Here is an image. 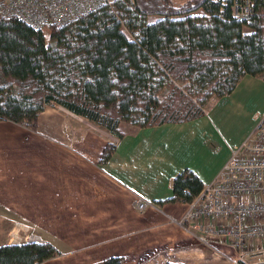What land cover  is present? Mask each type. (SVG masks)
Masks as SVG:
<instances>
[{"label": "trees", "instance_id": "1", "mask_svg": "<svg viewBox=\"0 0 264 264\" xmlns=\"http://www.w3.org/2000/svg\"><path fill=\"white\" fill-rule=\"evenodd\" d=\"M231 2L112 0L52 26L49 39L0 14V120L36 130L55 103L121 138L122 124L145 128L206 115L244 76L264 81V0H253L245 18L232 15ZM115 150L107 143L100 162ZM204 186L186 167L171 195L157 201L191 203ZM59 254L47 240L0 244V264H41Z\"/></svg>", "mask_w": 264, "mask_h": 264}, {"label": "crops", "instance_id": "2", "mask_svg": "<svg viewBox=\"0 0 264 264\" xmlns=\"http://www.w3.org/2000/svg\"><path fill=\"white\" fill-rule=\"evenodd\" d=\"M50 106L36 131L0 120V244L30 241L22 236L34 232L60 250L41 264H101L119 255L123 264H235L241 256L257 261L248 256L255 248L262 252L259 247L241 250L203 229L183 227L188 203L157 200L171 195L173 178L186 167L205 185L216 178L232 149L264 117L263 79L244 76L213 113L188 122L122 124L121 138L78 131L73 117ZM14 137L24 144H8ZM29 137L36 145L28 144ZM108 142L116 150L102 164ZM139 198L150 201L148 207L138 209ZM15 222L22 239L10 237Z\"/></svg>", "mask_w": 264, "mask_h": 264}, {"label": "built area", "instance_id": "3", "mask_svg": "<svg viewBox=\"0 0 264 264\" xmlns=\"http://www.w3.org/2000/svg\"><path fill=\"white\" fill-rule=\"evenodd\" d=\"M226 4L228 0H214ZM112 0H4L0 14L17 17L36 28L59 26L79 18ZM232 15L249 17L253 0H232ZM135 205L143 210L149 203L139 198ZM203 229L210 238L222 237L236 248L264 242V117L242 145L232 150L223 169L190 203L180 224ZM184 227H186L184 225ZM31 240H39L32 237ZM264 264V257L249 262L244 257L235 264Z\"/></svg>", "mask_w": 264, "mask_h": 264}, {"label": "rangeland", "instance_id": "4", "mask_svg": "<svg viewBox=\"0 0 264 264\" xmlns=\"http://www.w3.org/2000/svg\"><path fill=\"white\" fill-rule=\"evenodd\" d=\"M176 2H180V1H182V0H175ZM201 12V11H200ZM157 17L156 16H151V17H149V19L150 20H155ZM51 28L52 27H50V28H45V29H43V31H44V33H45V36H46V39H49V36H50V31H51ZM52 105L53 106H50L49 107V109H51V108H54V106H56V105H58V104H54V103H52ZM57 109L58 110H60L62 113H65L68 117H73V119H72V122L73 123H75V127H77V125H76V122H78L79 123V130L78 131H90V130H93L96 134H98L99 136H101L103 139H105V137H111L112 135H113V133H111L108 129H106L105 127H103V126H99V125H97L96 123H94V122H92V121H90V120H87V119H85V118H83V117H81V116H79V115H76V114H74L73 112H71L70 110H68V109H66L65 107H63V106H60V105H58V107H57ZM212 111L210 110V113H211ZM213 113V112H212ZM210 115V114H209ZM209 117V116H208ZM20 125V124H19ZM125 126H127L126 124H124ZM22 127H25L26 129H29V130H31L32 131V129H30V128H27L26 126H24V125H21ZM38 127V126H37ZM75 127H72L71 128V130H75ZM24 128V129H25ZM74 128V129H73ZM121 128H122V126H121ZM37 130V129H36ZM36 130H34V131H36ZM73 135H74V133H73ZM75 135H76V132H75ZM35 138H33V137H29V142H28V144L29 145H36V144H33L34 143V140ZM7 142H8V140L7 139H5ZM24 140V139H23ZM108 143H110V142H108ZM8 144H12V145H16V144H24V143H19V141L17 140V137H14V139H11V141H9L8 142ZM242 145V144H241ZM241 145H239V146H236V147H234L235 149H237V148H239ZM233 148V149H234ZM232 149V150H233ZM220 173V172H219ZM144 199V198H143ZM149 204H150V201H148L147 199H145ZM189 205H190V203H188ZM188 208H189V206H188ZM181 220V219H180ZM180 220H179V222H180ZM182 225V224H181ZM186 227L185 228H188V229H194V228H196V229H199L198 227H193V226H191V227H189L188 226V224L186 223V224H184ZM184 225H182L183 227H184ZM14 227H13V232L11 233V235H10V237H12L14 240L18 237L19 239H22V237H23V239H29L30 241H31V239L30 238H32V237H36V236H38L39 237V235H37V234H35L34 232H28L27 234H25V236H22V237H20L21 235V232H20V229L18 228L19 227V225H18V223H14V225H13ZM46 236H48V235H46ZM40 238V237H39ZM40 240V239H39ZM51 240V239H50ZM34 241V240H33ZM36 241H38V239L36 240ZM255 247H258V245L257 246H255ZM259 250L260 251H262V252H259L258 251V249H253V251H254V253H252L251 255H249L248 257L250 258V261H255V260H259L260 258H262V257H264V242H262L260 245H259Z\"/></svg>", "mask_w": 264, "mask_h": 264}]
</instances>
